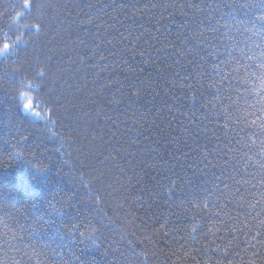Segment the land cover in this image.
<instances>
[{
  "label": "trees",
  "instance_id": "obj_1",
  "mask_svg": "<svg viewBox=\"0 0 264 264\" xmlns=\"http://www.w3.org/2000/svg\"><path fill=\"white\" fill-rule=\"evenodd\" d=\"M4 43L0 264H264V0H0Z\"/></svg>",
  "mask_w": 264,
  "mask_h": 264
},
{
  "label": "snow or ice",
  "instance_id": "obj_2",
  "mask_svg": "<svg viewBox=\"0 0 264 264\" xmlns=\"http://www.w3.org/2000/svg\"><path fill=\"white\" fill-rule=\"evenodd\" d=\"M24 5L27 8H31L33 6V0H24ZM37 28L39 27V25L36 26ZM12 49V45L9 43H4L2 45V47H0V55H5L8 52H10ZM262 80H264V77L261 78ZM261 91H264V84L261 85ZM33 107V105L31 103H28L25 105V108L28 110H31ZM36 116L40 115V112H34L33 113ZM226 126V125H225Z\"/></svg>",
  "mask_w": 264,
  "mask_h": 264
}]
</instances>
